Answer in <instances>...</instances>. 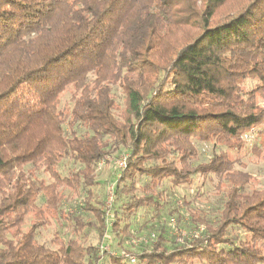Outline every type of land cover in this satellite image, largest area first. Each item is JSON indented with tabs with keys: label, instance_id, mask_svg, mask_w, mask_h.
<instances>
[{
	"label": "trees",
	"instance_id": "1",
	"mask_svg": "<svg viewBox=\"0 0 264 264\" xmlns=\"http://www.w3.org/2000/svg\"><path fill=\"white\" fill-rule=\"evenodd\" d=\"M226 1L0 0V264H264V187L235 169L264 137V0L217 17ZM196 176L224 177L211 208L178 194ZM42 205L55 248L39 216L23 230Z\"/></svg>",
	"mask_w": 264,
	"mask_h": 264
},
{
	"label": "rangeland",
	"instance_id": "2",
	"mask_svg": "<svg viewBox=\"0 0 264 264\" xmlns=\"http://www.w3.org/2000/svg\"><path fill=\"white\" fill-rule=\"evenodd\" d=\"M199 0H196V2H198ZM250 0H227L218 10H217V17L219 15V17L223 16L224 14H228L230 12H232L234 9L238 10L239 8H241L242 6L246 5ZM186 12V11H184ZM186 35V34H185ZM182 37H185L184 35ZM246 84H249V82H247ZM115 95L117 96V100L118 103H121V90L115 89ZM70 93H64L61 95V103L62 105L65 104L66 102H68V100H70ZM245 141L246 144L248 146L249 149H252V151L249 152V154L247 156H245L242 160H241V164L242 165H235V169L238 171H242L245 172L247 174H249L251 177V184L252 186L250 187V189H254V188H260V187H264V137L258 138L255 137L254 134H248L247 136H245ZM196 151L198 153V157H199V162L200 161H204V157L208 156L209 154V148L208 145H206V143L204 142H197L194 143ZM172 158V156H169ZM122 156L116 159H109L107 161L106 164H102L101 166H99V169L97 171V178L99 181V185H97L96 187H93L92 190L94 192L95 195H93V199L91 200L93 202L94 205H96V202H100L103 201L105 202V207L109 206L106 205L107 204V200L109 197V192L107 191V194H104L106 191L103 190V186H104V181L110 182L111 180V176L115 173V171L117 170L116 166L118 167V161L122 160ZM73 165L71 163L68 162H64L62 164V166L60 167V171L62 173V175L66 176L67 172L72 170ZM41 178V177H40ZM224 177H221V181H219L218 178L212 177V183L211 182H204L202 183V179L200 176H196L195 180H194V187L192 190H178V194L182 197L185 196V199L187 202L191 201V197H192V193L195 192L196 187H199L200 190L202 189L203 192V198L199 201V203H195L194 206L195 208L201 206V207H206L207 209L212 206H214L217 202L218 199V192L217 190L220 188L222 192L223 187L226 186V184L222 185V180ZM44 181L46 184H50L52 182V180L50 178H48L47 176L44 177ZM219 182V183H218ZM165 189L168 188V184L165 183L164 186ZM217 188V190H216ZM63 190V187H58V190ZM66 191V194H68V190H64ZM73 196V195H71ZM66 197H68V195H66ZM74 198V197H72ZM71 199L69 197L68 201H64L63 203L65 204L64 207L66 209H68L69 211H75V208H78L82 203L79 202L78 200H73L72 202H70ZM42 203L41 200H38L37 205L39 206ZM177 205L180 207V209L182 210V214L185 215L186 210L182 204V201H177ZM96 206H100V205H96ZM63 208V209H65ZM42 209V214H32L30 217H27L26 220V225L23 227L24 231H27L30 228V225L34 222V218H38V216L40 217L39 220H41V222L45 223L43 225V227L41 228V230L38 231L37 236H36V240L38 241V243L40 244H45L48 247L51 248H55V244H53L52 240L54 238V230H61L59 224L56 222V214L54 211H52L50 208L47 209L44 205H42L41 207ZM81 214H84V212L82 211ZM143 219L146 218L145 216H141ZM83 219L86 221H92L93 224H95L97 222L96 217L91 214L88 213L87 215H83ZM187 220V217L184 219V221ZM171 224L174 226L175 221H171ZM183 230V229H182ZM67 231H64V233ZM180 235L183 236H187L185 234V230L180 232ZM146 239V233H142L140 236H138V240L142 241L143 239ZM86 243H90L92 244L94 247H98L99 246V241H98V233L94 232V231H90L88 233V237L86 239ZM137 244V243H136Z\"/></svg>",
	"mask_w": 264,
	"mask_h": 264
},
{
	"label": "built area",
	"instance_id": "3",
	"mask_svg": "<svg viewBox=\"0 0 264 264\" xmlns=\"http://www.w3.org/2000/svg\"><path fill=\"white\" fill-rule=\"evenodd\" d=\"M118 166H119V168H123L124 167V159H122L121 161H119ZM131 261L134 262L133 259Z\"/></svg>",
	"mask_w": 264,
	"mask_h": 264
}]
</instances>
